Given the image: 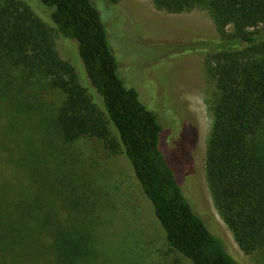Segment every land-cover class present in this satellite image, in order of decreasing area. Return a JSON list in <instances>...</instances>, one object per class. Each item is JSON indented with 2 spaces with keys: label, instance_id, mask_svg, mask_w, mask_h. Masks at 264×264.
<instances>
[{
  "label": "trees",
  "instance_id": "1",
  "mask_svg": "<svg viewBox=\"0 0 264 264\" xmlns=\"http://www.w3.org/2000/svg\"><path fill=\"white\" fill-rule=\"evenodd\" d=\"M31 1L55 8V27ZM151 1L168 14L201 9L215 22L217 43L206 44L217 90L207 180L240 249L255 254L264 249V0ZM60 37L79 44L89 87L60 55ZM162 132L121 78L91 0H0V264L89 263L96 232L86 229L108 192L83 165L87 141L125 156L170 248L191 264H240L192 209Z\"/></svg>",
  "mask_w": 264,
  "mask_h": 264
},
{
  "label": "rangeland",
  "instance_id": "2",
  "mask_svg": "<svg viewBox=\"0 0 264 264\" xmlns=\"http://www.w3.org/2000/svg\"><path fill=\"white\" fill-rule=\"evenodd\" d=\"M91 1L107 28L126 87L138 92L163 127L162 149L192 209L238 263L264 264V249L252 255L240 249L215 205L207 180L206 156L217 93L206 63L210 49L206 44L218 40L213 18L201 9L182 14L160 12L151 0H123L117 5L108 0ZM27 4L55 27V8L39 1ZM57 49L75 67L82 85L89 87L84 83L90 80L77 41L60 37ZM85 143L83 165L108 192L102 212L93 215L90 226L89 222L83 224L89 226L88 232H96L88 264H191L169 247L125 156L107 152L100 143ZM75 153L73 146L71 155ZM68 166L64 164L61 172ZM42 258L40 264H46Z\"/></svg>",
  "mask_w": 264,
  "mask_h": 264
}]
</instances>
